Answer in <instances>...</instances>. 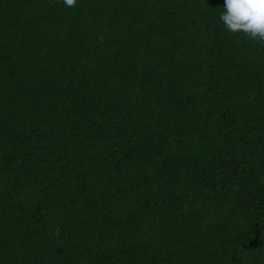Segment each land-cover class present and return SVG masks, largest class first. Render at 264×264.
I'll return each mask as SVG.
<instances>
[{"label": "trees", "instance_id": "16d2710c", "mask_svg": "<svg viewBox=\"0 0 264 264\" xmlns=\"http://www.w3.org/2000/svg\"><path fill=\"white\" fill-rule=\"evenodd\" d=\"M224 0H0V264H264V44Z\"/></svg>", "mask_w": 264, "mask_h": 264}, {"label": "clouds", "instance_id": "9594fccd", "mask_svg": "<svg viewBox=\"0 0 264 264\" xmlns=\"http://www.w3.org/2000/svg\"><path fill=\"white\" fill-rule=\"evenodd\" d=\"M63 3L71 8L77 0H63ZM223 9L219 19L228 32H242L264 44V0H224Z\"/></svg>", "mask_w": 264, "mask_h": 264}]
</instances>
